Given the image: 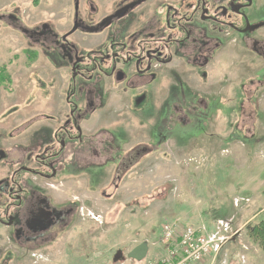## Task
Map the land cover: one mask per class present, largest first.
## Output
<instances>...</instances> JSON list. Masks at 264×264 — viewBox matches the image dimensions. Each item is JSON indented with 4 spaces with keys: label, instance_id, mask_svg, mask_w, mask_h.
Here are the masks:
<instances>
[{
    "label": "rangeland",
    "instance_id": "374dc122",
    "mask_svg": "<svg viewBox=\"0 0 264 264\" xmlns=\"http://www.w3.org/2000/svg\"><path fill=\"white\" fill-rule=\"evenodd\" d=\"M236 1L0 0V264H150L166 220L264 264V0Z\"/></svg>",
    "mask_w": 264,
    "mask_h": 264
},
{
    "label": "built area",
    "instance_id": "2783aa9c",
    "mask_svg": "<svg viewBox=\"0 0 264 264\" xmlns=\"http://www.w3.org/2000/svg\"><path fill=\"white\" fill-rule=\"evenodd\" d=\"M230 237L208 233L203 226L186 225L183 230L174 224L163 226L162 241L170 244L163 256L162 264H193L203 260L212 252L218 253Z\"/></svg>",
    "mask_w": 264,
    "mask_h": 264
},
{
    "label": "flooded vegetation",
    "instance_id": "af4514ba",
    "mask_svg": "<svg viewBox=\"0 0 264 264\" xmlns=\"http://www.w3.org/2000/svg\"><path fill=\"white\" fill-rule=\"evenodd\" d=\"M252 6H253V0H238L235 3L232 4L231 10L233 11L234 8H235L236 12H234V13L237 14V12H238V15H240V14L243 13V10L245 8H250ZM226 12H227V10H223V13H226ZM11 184L13 186V190L20 194V195H17V197H20L19 198V202L22 203V201H24V200H22V192H24L23 189L21 188V186H18V183L16 181H14L12 178H11ZM11 194H12V192H11ZM17 207L21 208V204L19 206L17 205ZM30 211H31V213H30V215L27 218H29L32 215L33 209L30 210ZM35 223H37V222H35Z\"/></svg>",
    "mask_w": 264,
    "mask_h": 264
},
{
    "label": "trees",
    "instance_id": "16d2710c",
    "mask_svg": "<svg viewBox=\"0 0 264 264\" xmlns=\"http://www.w3.org/2000/svg\"><path fill=\"white\" fill-rule=\"evenodd\" d=\"M7 80H10L7 75V68L5 66L0 67V86L9 87L10 84H5ZM251 233L254 237L260 240L261 247L264 249V220L260 221L251 229Z\"/></svg>",
    "mask_w": 264,
    "mask_h": 264
},
{
    "label": "crops",
    "instance_id": "0c3cea01",
    "mask_svg": "<svg viewBox=\"0 0 264 264\" xmlns=\"http://www.w3.org/2000/svg\"><path fill=\"white\" fill-rule=\"evenodd\" d=\"M207 231H208V229H207ZM148 244H149V246H148V251H147L145 259L149 255H152V254L156 255L158 253H161V256L156 261H153V262L150 263V264H161V259H162L163 255L165 253L166 246L163 245V243L160 241V236H159V239L157 241H154L153 243H151V244L148 243ZM116 258H120V254ZM216 259L217 258H215V259L212 258L211 260H206V261L204 260V263L201 262V263H198V264H215L214 261H216Z\"/></svg>",
    "mask_w": 264,
    "mask_h": 264
},
{
    "label": "water",
    "instance_id": "95a60500",
    "mask_svg": "<svg viewBox=\"0 0 264 264\" xmlns=\"http://www.w3.org/2000/svg\"><path fill=\"white\" fill-rule=\"evenodd\" d=\"M147 251V244H140L132 250V252L130 253V257L137 260H142L143 258H145Z\"/></svg>",
    "mask_w": 264,
    "mask_h": 264
}]
</instances>
